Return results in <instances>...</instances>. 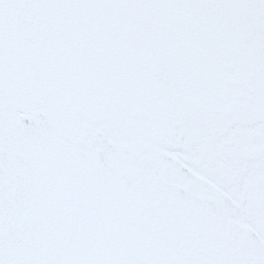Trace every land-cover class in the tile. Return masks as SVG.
<instances>
[{"label": "snow or ice", "instance_id": "6c2138e0", "mask_svg": "<svg viewBox=\"0 0 264 264\" xmlns=\"http://www.w3.org/2000/svg\"><path fill=\"white\" fill-rule=\"evenodd\" d=\"M0 264H264V0H0Z\"/></svg>", "mask_w": 264, "mask_h": 264}]
</instances>
